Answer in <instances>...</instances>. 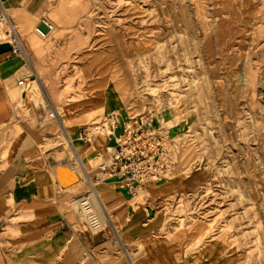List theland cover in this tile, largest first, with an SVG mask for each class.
<instances>
[{
    "label": "rangeland",
    "instance_id": "rangeland-1",
    "mask_svg": "<svg viewBox=\"0 0 264 264\" xmlns=\"http://www.w3.org/2000/svg\"><path fill=\"white\" fill-rule=\"evenodd\" d=\"M38 1L44 8L46 0ZM64 1L65 30L43 37L53 52L77 36L83 42L57 69L62 88L69 99L86 93L104 101L81 126L110 109L123 115L168 109L173 118L181 104L179 123H169L182 143L179 172L190 157L194 164L181 177L202 179L188 190L191 206L183 215L167 201L168 229L197 243L192 248L202 264H264V0ZM41 17L37 23L47 16ZM36 88L35 81L23 87V96ZM112 90L124 102L106 99ZM59 110L55 123L65 118ZM64 134L57 126L45 147L61 144L83 175L70 141H81L80 134Z\"/></svg>",
    "mask_w": 264,
    "mask_h": 264
},
{
    "label": "crops",
    "instance_id": "crops-1",
    "mask_svg": "<svg viewBox=\"0 0 264 264\" xmlns=\"http://www.w3.org/2000/svg\"><path fill=\"white\" fill-rule=\"evenodd\" d=\"M3 1L29 59L21 55L5 59L10 46L6 37L0 40V264H202L192 248L197 243L174 238L176 230L165 223L167 201L173 200L170 205L183 215L191 206L188 190L195 189L201 175L181 177L185 173L176 164L170 178L148 183L132 197L117 180L103 179L96 168V150L104 151L106 144L102 136L92 143L70 141L77 154L94 145L90 158L95 167L88 171L92 178L103 179L97 185L99 203L113 223L105 220L102 230L92 231L82 220L76 199L89 191L87 176L73 177L75 159L61 144L45 145L54 142L57 126L63 134L77 135L91 115L100 113L104 101L86 93L69 99L57 72L83 42L77 36L53 52L50 42L35 31L44 13L54 25L53 33L60 36L66 27L64 0L57 4L46 0L44 8L38 0ZM24 75L29 76L28 84L35 81L38 87L29 98L18 85ZM96 86L104 91L103 82ZM42 89L49 99H39ZM55 109L63 112L62 122H53L50 113ZM165 116L170 127L172 112Z\"/></svg>",
    "mask_w": 264,
    "mask_h": 264
},
{
    "label": "built area",
    "instance_id": "built-area-1",
    "mask_svg": "<svg viewBox=\"0 0 264 264\" xmlns=\"http://www.w3.org/2000/svg\"><path fill=\"white\" fill-rule=\"evenodd\" d=\"M0 28L5 32L10 46L5 59L21 55L28 61L29 55L23 37L12 21L3 0H0ZM48 29H51L50 24L42 19L36 31L43 34L48 33ZM33 74L36 76V73ZM28 77L24 75L18 80V85L29 87ZM166 111L169 110L151 109L123 115L110 109L100 120L81 128V141L92 143L97 136L106 139L104 151L96 150L95 154L98 161L96 168L102 173L103 179L117 180L130 196L137 197L146 184L164 181L174 174L177 164L176 150L180 139H176L167 125ZM56 114L55 109L50 116L56 117ZM86 174L89 191L78 197L76 203L90 230L100 231L104 228V220L113 223L105 207L99 203L97 185L103 179L92 178L89 171ZM83 199L90 203L89 210L81 206Z\"/></svg>",
    "mask_w": 264,
    "mask_h": 264
},
{
    "label": "bare ground",
    "instance_id": "bare-ground-1",
    "mask_svg": "<svg viewBox=\"0 0 264 264\" xmlns=\"http://www.w3.org/2000/svg\"><path fill=\"white\" fill-rule=\"evenodd\" d=\"M4 4H5V2H4ZM5 6H6V4H5ZM6 8H7V6H6ZM8 9V8H7ZM9 12V11H8ZM10 15V14H9ZM43 19H45V18H43ZM42 20V19H41ZM49 24H50V26H51V29H48L49 30V32L48 33H43V34H39L37 31H36V29H37V26L35 27V31L39 34V35H41V36H43V37H47V36H49L50 35V33L53 31V29H54V25L50 22V20H48L47 18L45 19ZM39 24V23H38ZM27 58V57H26ZM28 59V58H27ZM29 63V62H28ZM51 74V73H50ZM115 84V83H114ZM121 85V84H120ZM123 85V84H122ZM125 90V89H124ZM57 94V93H56ZM127 95V94H126ZM112 99V98H115V100H116V98H117V100H118V102L120 103V102H124V97L122 98L121 96H117L115 93H114V91L112 90V91H108V93L106 94V99ZM55 99V98H54ZM125 101H127L126 99H125ZM182 105L181 104H176V106H175V113H174V117L172 118V120L170 119V121H169V123H173L174 124V122L176 121V123H179V121H178V119H177V117L181 114V113H183L182 111H183V108L181 107ZM124 111V110H123ZM180 113V114H179ZM179 118V117H178ZM174 119H175V121H174ZM176 125V124H175ZM170 127H172V126H170ZM80 134V133H79ZM67 135V134H66ZM179 139H180V137H179V135H176ZM64 137H65V139H66V136H65V134H64ZM177 137H176V139H177ZM94 146V145H93ZM93 146L92 147H90V148H84L85 150L84 151H86V152H81V154L80 153H76L78 150H73V152L72 153H75V155H76V161H77V164H78V167L82 170V173H83V175L86 177L87 176V174H86V172L88 171V170H90L91 171V169H90V162H91V158H90V153H91V151H92V149H93ZM180 146H182V143L180 142V144L178 145V147H177V150H176V155H178L179 153H182V151H181V147ZM78 149V148H77ZM183 150V149H182ZM189 156H190V153L188 154ZM187 157L186 156H184V153H183V157H182V164L184 163V165L186 164L185 163V159H186ZM191 158L189 157V158H187L186 160H187V165L184 167V169L182 170L183 172L182 173H185V174H189V170H191L190 168L193 166V164H194V162H192V160H190ZM189 160V161H188ZM71 174L73 175V177H75V178H77V175H79L78 174V172H77V170H76V168H75V166H74V168H73V171L71 172ZM170 178V177H169ZM168 179V178H167ZM166 179V180H167ZM165 181V180H164ZM80 204H81V206H83L86 210H89L90 209V203L88 202V200H86V199H83V200H81V202H80ZM114 213V212H113ZM81 216V215H80ZM106 219H108V217L106 216Z\"/></svg>",
    "mask_w": 264,
    "mask_h": 264
}]
</instances>
